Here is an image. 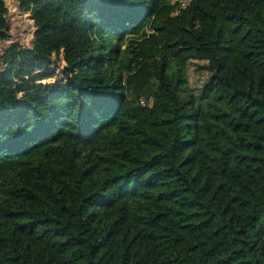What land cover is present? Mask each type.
<instances>
[{
  "label": "trees",
  "instance_id": "1",
  "mask_svg": "<svg viewBox=\"0 0 264 264\" xmlns=\"http://www.w3.org/2000/svg\"><path fill=\"white\" fill-rule=\"evenodd\" d=\"M15 1L0 264H264V0Z\"/></svg>",
  "mask_w": 264,
  "mask_h": 264
},
{
  "label": "rangeland",
  "instance_id": "2",
  "mask_svg": "<svg viewBox=\"0 0 264 264\" xmlns=\"http://www.w3.org/2000/svg\"><path fill=\"white\" fill-rule=\"evenodd\" d=\"M7 7V30L6 37L0 39V53L9 46L21 44L28 46L33 40L34 25L28 13L19 9V4L15 0H5ZM203 61H192L188 66V79L191 87L196 88L206 76V71L202 67ZM64 67L63 52L52 53L50 57L49 69L56 70L53 78L45 79L44 82H53L60 79ZM35 73V72H33Z\"/></svg>",
  "mask_w": 264,
  "mask_h": 264
},
{
  "label": "built area",
  "instance_id": "3",
  "mask_svg": "<svg viewBox=\"0 0 264 264\" xmlns=\"http://www.w3.org/2000/svg\"><path fill=\"white\" fill-rule=\"evenodd\" d=\"M171 3L177 2L179 4L180 9H184L189 4L190 0H170ZM180 9H177L174 14L178 13Z\"/></svg>",
  "mask_w": 264,
  "mask_h": 264
},
{
  "label": "water",
  "instance_id": "4",
  "mask_svg": "<svg viewBox=\"0 0 264 264\" xmlns=\"http://www.w3.org/2000/svg\"><path fill=\"white\" fill-rule=\"evenodd\" d=\"M32 21H33V20H32ZM33 23H34V22H33ZM32 41H33V40H31V42H30V44L28 45V47H30V46H31V44H32Z\"/></svg>",
  "mask_w": 264,
  "mask_h": 264
}]
</instances>
